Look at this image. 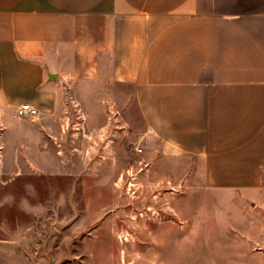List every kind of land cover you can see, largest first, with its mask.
I'll use <instances>...</instances> for the list:
<instances>
[{
    "label": "crops",
    "instance_id": "obj_1",
    "mask_svg": "<svg viewBox=\"0 0 264 264\" xmlns=\"http://www.w3.org/2000/svg\"><path fill=\"white\" fill-rule=\"evenodd\" d=\"M129 86L165 157L207 188L264 187V0H0V121ZM200 172V171H199Z\"/></svg>",
    "mask_w": 264,
    "mask_h": 264
},
{
    "label": "rangeland",
    "instance_id": "obj_2",
    "mask_svg": "<svg viewBox=\"0 0 264 264\" xmlns=\"http://www.w3.org/2000/svg\"><path fill=\"white\" fill-rule=\"evenodd\" d=\"M93 89L65 91L51 124L0 121V264H264V187L207 188L131 87Z\"/></svg>",
    "mask_w": 264,
    "mask_h": 264
},
{
    "label": "built area",
    "instance_id": "obj_3",
    "mask_svg": "<svg viewBox=\"0 0 264 264\" xmlns=\"http://www.w3.org/2000/svg\"><path fill=\"white\" fill-rule=\"evenodd\" d=\"M16 114L21 118H36L39 116V110L33 104L24 102L16 109Z\"/></svg>",
    "mask_w": 264,
    "mask_h": 264
}]
</instances>
